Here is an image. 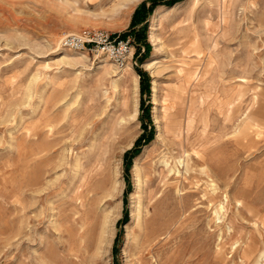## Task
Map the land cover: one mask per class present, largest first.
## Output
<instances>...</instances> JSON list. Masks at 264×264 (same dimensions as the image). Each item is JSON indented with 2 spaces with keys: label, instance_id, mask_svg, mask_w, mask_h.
I'll list each match as a JSON object with an SVG mask.
<instances>
[{
  "label": "rangeland",
  "instance_id": "374dc122",
  "mask_svg": "<svg viewBox=\"0 0 264 264\" xmlns=\"http://www.w3.org/2000/svg\"><path fill=\"white\" fill-rule=\"evenodd\" d=\"M143 1L0 0V264H264V0ZM83 29L129 59L60 46Z\"/></svg>",
  "mask_w": 264,
  "mask_h": 264
},
{
  "label": "bare ground",
  "instance_id": "6f19581e",
  "mask_svg": "<svg viewBox=\"0 0 264 264\" xmlns=\"http://www.w3.org/2000/svg\"><path fill=\"white\" fill-rule=\"evenodd\" d=\"M155 62L156 61L152 62L151 64ZM176 97H175V104L177 103L178 105H180L181 103L183 102L185 103L187 101L186 95L183 93V90L180 92L179 95H176ZM191 100L192 99H189V102H191ZM226 114L227 116H229V119H230V116H232V114L234 113H231V110L228 109ZM164 117L166 119V122L164 125L165 131L169 134L172 143L176 144L179 148V151H178L179 155H177L178 157L174 156L173 154L171 155L173 164L169 167L167 174H171V177L175 178V182L169 183L168 186L170 189H174V191H176L177 194H180L182 197V193H180V190H181L180 182H181V174H182L181 168L184 167L186 169L189 166L190 152L188 151L190 150L191 152H194L195 155H197L200 159L205 160L207 155L204 151L206 150L196 149L195 147L196 138H194V135H193L195 132V131L193 132V126H194L193 116L188 115L187 119H183L181 116V112L178 110L176 113L165 111ZM165 163L166 165H170L169 162H165Z\"/></svg>",
  "mask_w": 264,
  "mask_h": 264
},
{
  "label": "built area",
  "instance_id": "2783aa9c",
  "mask_svg": "<svg viewBox=\"0 0 264 264\" xmlns=\"http://www.w3.org/2000/svg\"><path fill=\"white\" fill-rule=\"evenodd\" d=\"M60 46L74 52H95L106 55L116 64L123 65L134 47L130 36H111L100 29H83L80 32L66 33L60 39Z\"/></svg>",
  "mask_w": 264,
  "mask_h": 264
},
{
  "label": "trees",
  "instance_id": "16d2710c",
  "mask_svg": "<svg viewBox=\"0 0 264 264\" xmlns=\"http://www.w3.org/2000/svg\"><path fill=\"white\" fill-rule=\"evenodd\" d=\"M178 0H150V6L149 7H146V2L143 1L134 11L133 13V17H132V22L135 23L136 21H139L141 22L142 20L145 19V16L147 13H149L153 7L155 5H157L158 3H165L167 5H171L173 4L174 2H176ZM136 37L139 38L138 35H140L139 32H136ZM140 39V38H139ZM142 74V77L144 75L143 72H141ZM149 137L147 136L146 139H148ZM142 139H144V136H141L140 138H138L135 142V145L130 149L128 150L126 153H125V160H126V165L129 164L131 158L136 155L138 153V151L140 150V147H139V144L140 142L142 141ZM145 139V140H146Z\"/></svg>",
  "mask_w": 264,
  "mask_h": 264
}]
</instances>
